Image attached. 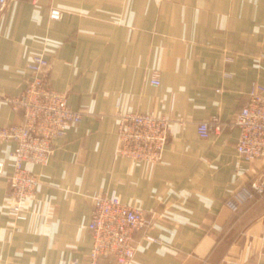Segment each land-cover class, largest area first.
Listing matches in <instances>:
<instances>
[{
    "label": "crops",
    "instance_id": "1",
    "mask_svg": "<svg viewBox=\"0 0 264 264\" xmlns=\"http://www.w3.org/2000/svg\"><path fill=\"white\" fill-rule=\"evenodd\" d=\"M38 54L83 117L54 140L47 164L25 163L40 183L20 215L9 210L16 143L0 142V264H86L95 193L147 213L130 264H264V193L236 210L227 203L264 171V159L239 154L231 124L253 84L264 85V0L12 2L0 16V126L22 121L4 98L22 92ZM120 111L170 119L155 164L117 152ZM214 117L229 124L202 137L199 123Z\"/></svg>",
    "mask_w": 264,
    "mask_h": 264
},
{
    "label": "built area",
    "instance_id": "2",
    "mask_svg": "<svg viewBox=\"0 0 264 264\" xmlns=\"http://www.w3.org/2000/svg\"><path fill=\"white\" fill-rule=\"evenodd\" d=\"M0 0V16L12 2ZM37 1V0H33ZM50 16L59 19L62 10L53 7ZM50 59L38 54L28 63L30 76L22 92L7 96L4 100L23 114L22 121L0 126V142L13 141L11 152L14 172L9 176L11 187L10 213L20 215L24 204L36 195L39 177L25 167L30 161L45 165L54 152V140L67 132L70 124L80 122L83 111L71 107L68 93L54 88L47 76ZM151 82L161 83L158 76ZM119 143L117 152L130 158L155 164L162 158L170 135V119L155 112L118 113ZM225 124L219 117L203 120L198 130L202 137H208L213 129ZM239 127L237 151L246 160L264 159V85L254 83L249 91L248 101L240 108L231 122ZM5 163L0 160V174ZM264 193V171L237 188L227 203L238 209L244 202ZM93 209L88 228L93 244L86 264H100L102 257H112L114 264H130L137 250L135 232L151 225L145 210L123 201L114 193L93 195ZM71 264H83L78 259ZM85 264V263H84Z\"/></svg>",
    "mask_w": 264,
    "mask_h": 264
}]
</instances>
